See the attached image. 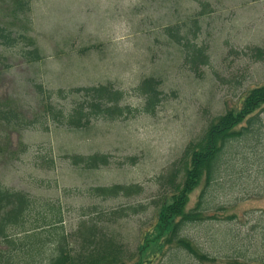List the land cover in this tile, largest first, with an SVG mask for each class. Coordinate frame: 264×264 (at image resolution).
<instances>
[{"label": "rangeland", "instance_id": "rangeland-1", "mask_svg": "<svg viewBox=\"0 0 264 264\" xmlns=\"http://www.w3.org/2000/svg\"><path fill=\"white\" fill-rule=\"evenodd\" d=\"M18 1L0 0V29L14 40L0 39V114H12L9 125L0 121V185L33 199L34 218L51 226L59 211L75 247L78 227L96 222L124 252L118 264H200L150 243L156 207L177 186L166 176L182 166L185 147L264 85V60L253 55L264 45V0H28L23 11ZM197 50L206 63L194 60ZM150 78L159 96L146 113L138 89ZM101 85L121 92L118 106L129 112L68 125L74 109L90 108L91 95L78 90ZM259 116L261 129L233 144L218 179L189 196L187 209L201 198L204 216L217 218L183 232L214 264H264ZM95 154L107 165L89 170L71 159ZM112 186L138 189L93 191Z\"/></svg>", "mask_w": 264, "mask_h": 264}, {"label": "trees", "instance_id": "trees-1", "mask_svg": "<svg viewBox=\"0 0 264 264\" xmlns=\"http://www.w3.org/2000/svg\"><path fill=\"white\" fill-rule=\"evenodd\" d=\"M17 7L20 10L27 9L28 0H19ZM5 29H0V39L10 46L14 40ZM174 36H177L174 34ZM30 56L32 52L28 53ZM34 55V54H33ZM253 55L258 60H264V45L253 49ZM37 57L34 55L33 60ZM206 58L200 50H197L194 60ZM159 81L150 78L143 80L138 91L146 96V113H152L158 103ZM91 95V103L88 112L82 106L74 109L68 119V125L79 128L83 119L91 115L105 113L109 116H120L128 108H120L118 102L121 92L108 86L83 88ZM111 105V106H110ZM264 112V85L251 89L243 98L238 110H227L224 114L210 121L202 135L191 141L184 149L182 166L174 168L167 174L166 181L177 182L170 193V197L161 200V204L155 213L153 230L155 238L150 243H157V247L165 250L174 248L178 252L190 256L198 263H216L215 258L201 252L193 242L184 235V230L191 224L217 220L216 217L204 216V208L201 198L194 208L187 209L189 196L195 188L205 183L208 187L215 182L222 165L234 154L233 144L244 137H251L254 132L262 127L260 113ZM11 112L3 111L0 121L9 125ZM75 164H83L86 169L95 170L107 165V157L104 155H92L88 157L73 156ZM163 178V177H162ZM181 179V180H179ZM138 188L133 186H112L109 188H96L93 190L102 195L117 196L120 193L129 195ZM169 200V201H168ZM168 201V202H167ZM36 204L28 195L21 192H12L0 185V264H118L122 261L121 247H118L112 239L100 234L98 224H82L78 227L76 236L77 246H73L69 236L63 231L61 225V213L53 214L54 225H50L45 215H37L34 218ZM233 216H227L225 221L233 220ZM38 223L49 226L50 231H38ZM60 228H58V226ZM5 246L6 249H1ZM127 258V257H126Z\"/></svg>", "mask_w": 264, "mask_h": 264}]
</instances>
